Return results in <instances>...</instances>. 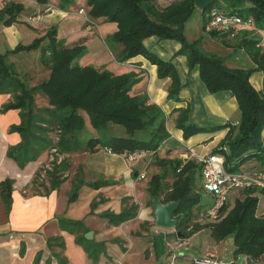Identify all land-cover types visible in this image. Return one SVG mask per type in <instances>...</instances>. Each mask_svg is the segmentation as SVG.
<instances>
[{"label": "trees", "instance_id": "trees-1", "mask_svg": "<svg viewBox=\"0 0 264 264\" xmlns=\"http://www.w3.org/2000/svg\"><path fill=\"white\" fill-rule=\"evenodd\" d=\"M196 1L175 0L166 7H160L157 0H86V4L88 16L116 24V30L104 39L108 47L121 45V50L115 55L116 61L125 62L137 55L145 57L156 65L159 78H170L167 97L175 101L180 100L179 92L183 85L175 63L171 59L161 58L147 48L144 41L150 37L179 41L182 46L178 53L186 56L189 70H197L208 92H230L235 97L239 112V119L234 125L224 123L199 126L189 121V105L176 108L175 124L182 130L183 138L228 128L212 153L224 156V166L228 171H264L262 167L251 166L250 161L255 159L259 166L264 163V47L260 45L261 37L251 34L255 29L264 30V0H211L201 11L203 32L227 46H230L228 38L234 37L231 31L205 29L212 11L222 10L253 19L254 30L237 33L241 35L238 49L246 52L252 63L250 67H229L223 57L203 52L199 48V39H186L184 25L195 12ZM221 1L224 2L223 5ZM36 2L39 5L49 3L48 0ZM74 2L75 0H59V8L65 9ZM23 10L21 2H5L0 9V23L9 26L18 22ZM38 49L40 62L49 73L41 82L29 86L19 76L13 64L7 62V57ZM86 51L87 47L82 42L71 47L65 46L62 39L57 38L56 25H52L44 35L31 42H19L12 49L0 52V94L12 96L1 105L0 113L16 109L20 117V123L10 125L9 131L18 132L21 141L7 147V156L23 168L49 148L69 153L79 149L93 152L100 146L127 157L150 152L151 161L160 169L159 172L152 173L148 181L150 204L152 205L153 198L163 204L179 202L173 212L177 221L174 226L175 234L178 235L179 232V237L187 238L208 228L217 241L232 235L234 253L242 254L246 264H258L264 254V214H258L259 197L256 191L264 194V187L248 186L241 189L243 196L236 197L232 204H228V197L216 217L207 214L214 197L211 205L201 210V190L204 191L200 172L202 163L192 159L160 157L158 149L169 137L166 115L162 108L151 102L145 92L132 93L133 86L139 82L135 72L116 74L93 65H80L78 60ZM256 71L263 76L262 90H257L250 81ZM37 93L45 97L46 105H37ZM86 120L96 130L102 131L110 124H115L122 126L125 133L120 136L110 133L104 138L94 136L85 140L83 135ZM53 132H57L55 140ZM62 164L63 161L58 165L59 168L55 166L53 170L58 171ZM104 183L94 181L89 186L99 188ZM78 189L79 185H73L68 197L69 203L77 199ZM11 192L12 181L8 178L1 181L0 195L7 211L11 206ZM96 203L97 201L91 202V212ZM122 204L120 212L105 211L100 216L112 225L134 218L138 205L128 202V197L122 198ZM198 216L208 222L200 223ZM58 221L61 227L75 233V242L86 250L94 262L99 259L100 253L105 252L103 242L86 239L85 231L81 232L82 220L60 218ZM53 241H59L64 248L61 237L48 239V245ZM113 241L120 243L118 239ZM60 261L63 262L61 259Z\"/></svg>", "mask_w": 264, "mask_h": 264}, {"label": "crops", "instance_id": "crops-1", "mask_svg": "<svg viewBox=\"0 0 264 264\" xmlns=\"http://www.w3.org/2000/svg\"><path fill=\"white\" fill-rule=\"evenodd\" d=\"M7 1L9 0H0V9ZM13 1L23 3L24 10L20 13L18 22L9 26L0 24V45L4 49L0 52L4 53L17 43H23L16 26L28 28L30 34L36 38L44 35L50 26L56 25L57 38L62 39L65 46L71 47L79 42L86 45V55L80 65L91 63L96 68L108 69L116 74L135 72L139 82L133 86L132 93L145 92L150 101L159 105L166 115L169 137L158 149L160 157L173 158L180 154L178 158L184 159L189 158L191 152L195 153L196 158L198 155L210 154L228 130L225 128L213 132H200L184 139L182 130L175 124L177 112H174V109L176 108L187 105L190 107L192 104L189 121L199 126L224 123L234 125L238 121L239 112L235 97L227 91L207 93V90L201 92L204 95L202 104L207 110V119L215 118L218 123L205 124L204 120H194L190 77L198 73L196 69L189 74L184 70L181 83L185 86L179 92L180 100L175 101L167 97L170 78H159L156 65L151 64L145 57L137 55L125 62H117L113 53L120 51L121 45L115 44L108 49L104 44L105 37L116 30V24L79 13L84 0H77L65 9L59 8L57 0H51L46 5H39L36 0H27L29 4L26 0ZM173 1L175 0H157L160 7H166ZM198 10L201 14V10ZM200 16L201 27L203 18L202 15ZM174 41L150 37L144 43L161 58L171 59L178 67L177 62L184 59V56L174 55L179 49V45L173 43ZM210 42L218 48L219 52L215 51L218 55L226 57L224 60L227 66L238 65L237 57L228 56L234 54L235 48H226L216 40ZM22 53L10 54L7 59L13 63L14 56ZM111 57H113L112 61H110ZM42 68L45 67L42 65ZM47 71L49 73L48 69ZM250 81L257 90H262L261 72H254ZM37 95L41 96L37 93L35 99ZM11 98V94H0V107ZM19 123L18 110L10 109L0 113V182L7 178L12 181L9 211L6 210L0 195V264H162L159 258L151 262L158 251V246L152 238L154 234L161 233L157 228H162L155 224L154 208L148 201L147 187L152 174L147 176L146 165L151 161L152 153L141 152L127 157L125 154L112 153L100 146L93 152L79 149L69 153H60L55 148H49L41 152L35 161H30L21 168L6 154L8 146L16 145L21 141L18 132L9 131L10 125ZM86 130L96 134L87 125ZM54 135L55 140L57 136L56 134L52 136ZM135 159L140 160L139 165L129 166V161ZM61 161H63V169L53 170L55 166L59 168ZM142 173L143 178L140 176ZM94 181L105 183L99 188L89 186V183ZM73 185H79L78 196L75 201L69 203L68 197ZM239 191L241 189L231 191L229 197ZM207 194L210 195L211 200L201 204V210L208 208L213 201L212 194L208 192ZM256 194L259 197L258 214H264V194L260 192ZM124 197H128V201L138 205L134 218L119 225H112L106 218L100 216L105 211L120 212ZM261 197L263 198L260 200ZM92 201L97 203L91 212ZM230 203L232 204L233 201ZM60 218L82 220L81 232L85 231L84 236L89 231L92 233L91 237L86 239L104 243L105 252L100 253L96 262L88 256L81 245L75 242V233L61 227L58 221ZM204 231L201 229L193 235H204L215 240L211 233H203ZM54 237L62 238L64 248L60 246L59 241H53L50 246L48 245V239ZM114 239L120 240V243L113 241ZM184 239L181 238L179 241ZM211 244L200 248V254L218 256ZM171 251L175 252L173 248L166 252L165 257L168 260H170L168 253ZM180 257L187 258L184 254H180Z\"/></svg>", "mask_w": 264, "mask_h": 264}, {"label": "rangeland", "instance_id": "rangeland-1", "mask_svg": "<svg viewBox=\"0 0 264 264\" xmlns=\"http://www.w3.org/2000/svg\"><path fill=\"white\" fill-rule=\"evenodd\" d=\"M48 1L50 2L51 0H48ZM76 1L77 0H75V2ZM26 2H27V0H26ZM57 2H58V6H59V0H57ZM83 3H84V5L80 9H83L84 13H81V14L87 15L88 14L87 13L88 6L86 4V0H84ZM223 4H224V2L221 1V5H223ZM198 11H199L198 8H196L193 15L185 22L184 35L188 41H194L196 39H199V41H200L199 48L203 52L213 53L215 55H218L215 52V51L219 52L218 48H216L215 44H211V42H210V40H213V41L214 40L218 41V40L211 37L208 33L203 32L202 26L200 27V25H199L201 14H200V11L199 12ZM16 28L19 29V35H21L20 39L22 40L23 43H29L33 40L34 36H32L30 34L31 32H30V30H28V28H25L24 26H16ZM237 33L234 34V37L232 36L231 38H228V44L230 46H227L224 44H222V45H224V47H226V48H228V47L235 48V51H233L234 54L228 55V56H230V58L237 57V64L238 65H236L234 67H250V66H252V63H251L248 55L246 54V52L243 49H241V50L238 49V44H239V41L241 39V35L240 34L237 35ZM251 34L259 35L262 39L260 45L262 47H264V30L260 29V31H257L255 29ZM175 42L179 45L178 48L180 49L182 46L181 43L179 41H174L173 43H175ZM214 43H216V42H214ZM75 44H77V43H75ZM104 44L107 46L106 43H104ZM107 48L109 49L108 46H107ZM179 49L175 52L174 55L175 56H178V55L184 56V59H181L179 62H177L178 67L176 66V68H178L177 71H178L179 77L182 81V79L184 78L182 76L185 74L184 70L187 72V74H189L191 71L188 68L186 56L184 54L178 53ZM3 50H4L3 47L0 45V51H3ZM26 53L27 52H23L22 54H18L17 56H14L12 64H13L15 70L17 71V73H19L20 77L22 75L21 78H23L29 86H32L34 84L41 82L43 79H45L48 75V71H47L46 67L42 68V64L40 62V50L39 49L36 51H31L29 54H26ZM113 54L115 56L116 53H113ZM226 54H228V51H226ZM85 55H86V53L78 60L79 64H82L80 62H82L84 60L83 57ZM218 56H221V55H218ZM221 57H223L224 59L226 58V57H224V55ZM112 58L113 57L110 58V61L113 60ZM100 61H105V60L100 59ZM7 62L10 63L11 61L9 59H7ZM88 65H93V64L89 63ZM190 78H191V92L190 93H191V96L193 98V104H194L193 105L194 120H198V119L204 120L203 122L205 124L218 123V122H216L215 118L207 119V110L205 109V107L202 104V101L204 99V97H203L204 95L201 93L202 91L205 92L206 88H205L203 82L201 81L198 73L194 77H190ZM184 86H185V84L182 85V88ZM207 93H210V92H207ZM36 103H37V105H46L47 101L44 98V96H42V95L38 96L37 95L36 96ZM191 111H192V104L190 105V110H189L188 116H190ZM85 119H87L86 116H85ZM86 125L91 127L88 120H86ZM92 129L96 132V134H93V133L91 134L90 132L85 130L84 135H83L85 140H87L90 137H94V136L104 138L105 135L107 136L110 133L115 134V135H119V136L123 135L125 133V130L122 126L115 125V124H110L107 128H105V130H102V131L96 130L94 128H92ZM53 134H57V132H53L52 135ZM52 137L54 139L55 135ZM51 153H56V152H51ZM178 155H180V154H177V156H174V157L178 158ZM190 155L191 154H189V156H188L190 159L199 162L201 155H198L197 158H196L195 154L192 155V157H190ZM189 158H184V160H187ZM49 161H52V160H49ZM250 161L252 162L251 166H257V167L264 168V163L259 166L255 159L250 160ZM139 163H140V160L135 159V160L129 161V166L137 167L139 165ZM253 163H255V164H253ZM156 171L158 172L159 168L152 161H149V163L146 165L147 176L151 175L152 173H154ZM168 178L170 179V181H172V178H170V177H168ZM256 193H257V191H256ZM201 194L202 195H201L200 204H206L207 202H210L211 197H210V195L207 194V192H204L201 190ZM242 196H243V191L234 192L232 195H230L228 204H231L230 201H233L232 200L233 198L242 197ZM262 198L263 197H261L260 200ZM148 201L150 204V201H151L150 196H149ZM128 202H131V201L129 200ZM260 210H261V208H260ZM197 220L202 224L208 222L207 219L201 218V216H198ZM157 229L159 231H161V233L160 234H154V238H152V241H154V243L158 246V251H157V255L154 256V259L151 262H155V258H159L160 263L169 264L170 260L166 259L165 255H166L167 250L173 248L175 251V254L177 255V258H176L174 264H194L193 258H200V257L205 256V255L200 254L199 249L204 248L205 246H210V244L213 241V239L207 238L204 235H197V236L192 235L190 237L185 238L182 241H179V240H181V237H179L178 235L175 234L174 227L165 228V229L164 228H157ZM204 230L205 231L203 233H210L209 232L210 230L208 228H204ZM211 245H212V247L215 248L214 251H216V253L218 254V257L225 259L226 261L229 262V264H246L245 257L242 254H235L234 253V244H233L232 235H228L224 239L219 240V241L214 240ZM172 253H173V251L169 252L168 253L169 256ZM180 254H184V256L187 258H181ZM258 264H264V254L261 257Z\"/></svg>", "mask_w": 264, "mask_h": 264}, {"label": "built area", "instance_id": "built-area-1", "mask_svg": "<svg viewBox=\"0 0 264 264\" xmlns=\"http://www.w3.org/2000/svg\"><path fill=\"white\" fill-rule=\"evenodd\" d=\"M79 13H84L83 9ZM207 31H231L235 34L242 30H254V22L251 17L243 18L237 14L222 10H214L206 22ZM191 152V155H194ZM201 182L205 192L212 194L214 201L207 210L211 217L218 216L224 203L227 201L231 191L243 189L248 186L264 187V171L256 172H231L224 166V156L220 153H210L201 156ZM141 178L144 177L142 173ZM177 255L173 252L170 255V264H174ZM194 264H229L225 259L209 254L200 258H193Z\"/></svg>", "mask_w": 264, "mask_h": 264}, {"label": "water", "instance_id": "water-1", "mask_svg": "<svg viewBox=\"0 0 264 264\" xmlns=\"http://www.w3.org/2000/svg\"><path fill=\"white\" fill-rule=\"evenodd\" d=\"M211 0H197L195 5L201 11L204 10ZM178 201H172L166 204L161 203L157 198L152 199L154 208L155 224L162 228H172L176 224V219L173 217V212L178 206ZM91 231L85 234L86 238L91 237ZM179 235V232H178Z\"/></svg>", "mask_w": 264, "mask_h": 264}]
</instances>
